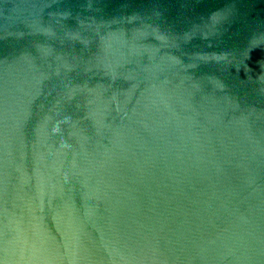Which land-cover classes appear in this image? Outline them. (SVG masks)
<instances>
[{"label": "water", "instance_id": "water-1", "mask_svg": "<svg viewBox=\"0 0 264 264\" xmlns=\"http://www.w3.org/2000/svg\"><path fill=\"white\" fill-rule=\"evenodd\" d=\"M0 264H264V0H0Z\"/></svg>", "mask_w": 264, "mask_h": 264}]
</instances>
